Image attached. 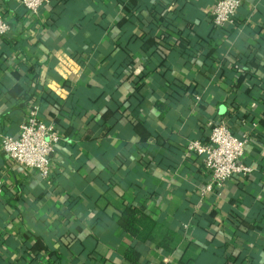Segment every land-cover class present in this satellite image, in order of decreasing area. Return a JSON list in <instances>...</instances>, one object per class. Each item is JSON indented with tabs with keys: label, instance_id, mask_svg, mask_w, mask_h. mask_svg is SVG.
<instances>
[{
	"label": "crops",
	"instance_id": "1",
	"mask_svg": "<svg viewBox=\"0 0 264 264\" xmlns=\"http://www.w3.org/2000/svg\"><path fill=\"white\" fill-rule=\"evenodd\" d=\"M216 1L52 0L33 13L0 0V139L34 104L62 134L48 179L0 145V264H130L118 223L130 203L182 234L171 253L139 244L140 264H264V0H242L222 28ZM210 120L249 136L255 171L201 193L210 175L186 147L208 140Z\"/></svg>",
	"mask_w": 264,
	"mask_h": 264
},
{
	"label": "built area",
	"instance_id": "2",
	"mask_svg": "<svg viewBox=\"0 0 264 264\" xmlns=\"http://www.w3.org/2000/svg\"><path fill=\"white\" fill-rule=\"evenodd\" d=\"M16 1L29 11L37 13L52 0ZM241 3L242 0H217L212 11L213 25L221 28L233 26ZM10 30V23L0 11V38L8 35ZM197 99L200 97L197 96ZM208 127V140L192 139L186 147L187 155L202 157L205 169L210 175V181L200 188L201 193L214 191L235 175L246 177L255 171L253 166L243 161L249 141L247 134H235L225 120H210ZM61 139L62 134L56 124L44 120L39 114L38 105L34 104L21 124L18 135L1 136L0 145L14 163L36 169L43 179H48L52 174V155ZM3 190V182L0 179V203Z\"/></svg>",
	"mask_w": 264,
	"mask_h": 264
},
{
	"label": "trees",
	"instance_id": "3",
	"mask_svg": "<svg viewBox=\"0 0 264 264\" xmlns=\"http://www.w3.org/2000/svg\"><path fill=\"white\" fill-rule=\"evenodd\" d=\"M145 23L147 25L149 22L146 21ZM236 23L237 22L235 21L233 25L234 27L237 25ZM120 25L122 28H125L126 18L120 21ZM151 26L154 27V24L152 23ZM126 31L127 30L122 32V37L124 38L127 36ZM137 41L139 40L136 37L130 38V42ZM146 41H149L151 44V39H147ZM126 46H128V44H126ZM127 51L128 50H125V52ZM154 54L155 52L152 55ZM118 223L134 240V244L128 247L125 251V258L130 262V264H140L141 250L139 248V244L155 243L165 252L171 253L177 248L182 239L180 230L166 225L165 223H160L157 219L146 213L139 205L136 204L130 203L126 205L118 217ZM232 260V258H229L228 261H226V264H231L230 261ZM186 261V263L189 264L192 260L187 259Z\"/></svg>",
	"mask_w": 264,
	"mask_h": 264
}]
</instances>
